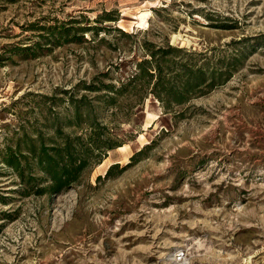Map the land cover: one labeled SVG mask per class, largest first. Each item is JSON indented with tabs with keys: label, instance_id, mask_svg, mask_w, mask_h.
<instances>
[{
	"label": "rangeland",
	"instance_id": "obj_1",
	"mask_svg": "<svg viewBox=\"0 0 264 264\" xmlns=\"http://www.w3.org/2000/svg\"><path fill=\"white\" fill-rule=\"evenodd\" d=\"M103 14L115 20L95 22ZM67 22L132 36L98 27L86 42L39 38ZM145 43L183 48L178 65H237L167 113L149 93L117 127L124 144L68 190L19 195L0 163V264H264V0H0V152L42 121L43 97L100 72L115 84L133 75Z\"/></svg>",
	"mask_w": 264,
	"mask_h": 264
},
{
	"label": "trees",
	"instance_id": "obj_2",
	"mask_svg": "<svg viewBox=\"0 0 264 264\" xmlns=\"http://www.w3.org/2000/svg\"><path fill=\"white\" fill-rule=\"evenodd\" d=\"M102 20L115 19L103 14L95 22ZM72 23L42 26L45 34H39V38H53L58 46L71 41L86 42L90 40L85 33L90 31L92 37H96L98 27L105 32L114 30L123 36H132L116 27L77 28ZM41 44H44L41 40L34 41L23 51L35 53ZM144 46L148 57L135 64L133 75L115 84L114 81H107L110 80L108 71L100 72L89 84L80 82L70 90H61V98L43 97L49 104H42L47 108V112L41 114L42 121L35 119L29 130L21 127L19 135L15 133L14 137L6 138L0 152V163L17 179L19 195L52 196L82 184L108 151L124 144L123 139L117 136V127L121 121H129V114L139 115L149 93L161 102L167 113L176 106L186 104L194 96L204 95L224 83L237 65L235 59L233 70L228 68L217 72L210 70L207 63L178 65L172 56L185 51L183 48L170 44L157 49L149 43ZM170 68L175 73L172 80L164 75L165 70ZM150 86L151 91L147 92ZM58 100L65 108L61 113L54 114L52 107ZM117 165L109 167L105 178Z\"/></svg>",
	"mask_w": 264,
	"mask_h": 264
},
{
	"label": "bare ground",
	"instance_id": "obj_3",
	"mask_svg": "<svg viewBox=\"0 0 264 264\" xmlns=\"http://www.w3.org/2000/svg\"><path fill=\"white\" fill-rule=\"evenodd\" d=\"M147 13H141L140 14V24H146V21H145V16H146ZM138 17V16H137Z\"/></svg>",
	"mask_w": 264,
	"mask_h": 264
}]
</instances>
